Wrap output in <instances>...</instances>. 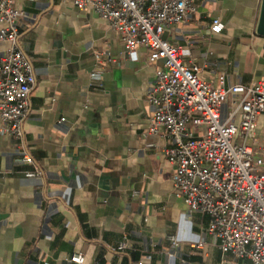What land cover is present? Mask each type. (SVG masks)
<instances>
[{"label": "crops", "instance_id": "0c3cea01", "mask_svg": "<svg viewBox=\"0 0 264 264\" xmlns=\"http://www.w3.org/2000/svg\"><path fill=\"white\" fill-rule=\"evenodd\" d=\"M14 5L36 83L23 136H0V264H80L75 253L83 264H245L219 249L209 216L176 195L170 141L148 132V90L162 62L143 46L130 55L117 31L71 0ZM194 5L165 37L179 40L215 86L222 74L227 84L264 81L262 0ZM214 17L220 33L211 31ZM10 45L0 39V65ZM257 134L264 143V114ZM24 153L33 164L19 160ZM35 168L42 176L24 175Z\"/></svg>", "mask_w": 264, "mask_h": 264}, {"label": "built area", "instance_id": "2783aa9c", "mask_svg": "<svg viewBox=\"0 0 264 264\" xmlns=\"http://www.w3.org/2000/svg\"><path fill=\"white\" fill-rule=\"evenodd\" d=\"M71 1L105 20L130 55L143 46L151 62H162L148 90L153 106L148 132L170 141L164 153L175 166L176 195L191 213L209 216L208 232L222 252L245 264H264V143L257 134L264 114V81L227 84L222 74L215 86L204 78L202 66L186 59L179 40L165 37L195 10L196 0ZM21 16L14 0H0V39L11 43L0 65V136L15 138L24 134L36 83L34 65L19 43ZM210 28L220 33L224 23L214 17ZM96 58L101 61L100 54ZM19 160L34 163L27 153ZM24 175L36 178L42 172L35 168ZM169 239L179 246L174 235ZM127 247L123 240L117 249ZM71 260L83 264L85 256L75 253Z\"/></svg>", "mask_w": 264, "mask_h": 264}, {"label": "water", "instance_id": "95a60500", "mask_svg": "<svg viewBox=\"0 0 264 264\" xmlns=\"http://www.w3.org/2000/svg\"><path fill=\"white\" fill-rule=\"evenodd\" d=\"M257 33L264 36V0H262L260 17L257 26Z\"/></svg>", "mask_w": 264, "mask_h": 264}]
</instances>
